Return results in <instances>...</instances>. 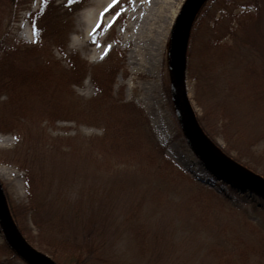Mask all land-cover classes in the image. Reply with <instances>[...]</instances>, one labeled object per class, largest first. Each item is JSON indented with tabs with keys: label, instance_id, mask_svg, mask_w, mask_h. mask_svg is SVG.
Returning a JSON list of instances; mask_svg holds the SVG:
<instances>
[{
	"label": "rangeland",
	"instance_id": "374dc122",
	"mask_svg": "<svg viewBox=\"0 0 264 264\" xmlns=\"http://www.w3.org/2000/svg\"><path fill=\"white\" fill-rule=\"evenodd\" d=\"M43 1L13 0L5 6L0 0V48L10 49L15 66L23 69L43 59L42 51L34 50L38 39L27 18ZM184 1L116 0L104 12L112 0H52L57 7L55 13L69 29L64 33L68 53L77 52L88 64H102L108 52L119 49L121 53L115 55L121 54L123 60L118 64L110 97L113 102L127 103L125 108H137L138 119L150 129L152 138L146 139L145 146L144 139L142 144L136 139L144 154L136 153L134 162L123 157L120 163L110 162L111 168H97L87 160L75 165L67 146L51 150L46 140L39 147L40 138L36 139L40 151L45 148L39 163L41 171H37L41 180L35 198L43 206L33 215L27 212L21 216L27 235L37 234L49 241L52 234L46 235L44 230L38 233L31 219L45 225L51 220L49 227L54 225L52 231L57 237L69 241L90 238L95 264H264V253H257L264 250V196L243 186L232 195L208 182L201 165L194 163L197 157L184 142L175 108L164 93L163 82L173 80L172 26ZM253 1L225 2V19L214 27L226 24L229 30L219 38L203 39V30L213 25L211 18L204 20L196 32V46L190 47L186 58L185 86L197 121L226 155L206 139L225 157L261 178L264 0H255L256 11ZM213 10V17L223 13L218 5ZM238 11H251L257 16L254 26L261 24L263 33L256 32L250 21L238 27ZM207 41L215 45L209 51L205 48ZM50 51L66 64L55 48L50 47ZM6 53L0 52V61ZM72 89L80 101L86 102L96 94L90 74ZM32 99L30 96V102ZM6 100L10 101L8 95L1 93L0 102ZM30 105L28 121H42L51 136L75 135L84 147L101 135L100 129L90 125L61 119L49 123L37 116L40 105L36 100ZM16 133L0 132V149L14 152ZM21 150L18 155L25 153ZM102 155L110 158L106 152ZM11 158L0 150V186L6 208L7 198L27 203L29 194L24 171ZM157 161H162L158 175L153 166ZM71 170L77 175L76 189L69 184ZM75 205L79 207L77 216L72 212ZM88 206L96 210L90 212ZM6 238L0 230V264H23L3 244Z\"/></svg>",
	"mask_w": 264,
	"mask_h": 264
},
{
	"label": "trees",
	"instance_id": "16d2710c",
	"mask_svg": "<svg viewBox=\"0 0 264 264\" xmlns=\"http://www.w3.org/2000/svg\"><path fill=\"white\" fill-rule=\"evenodd\" d=\"M4 5H10L13 0H2ZM227 0H205L195 13L190 24L187 38L185 55H189L190 47L196 46L195 36L198 29L203 25L206 18H211L213 21L212 28H205L202 32L203 39L215 36L221 37L222 34L229 30V27H220L216 29L214 26L217 22L223 21L227 7ZM256 11L257 5L253 1ZM215 5L222 7L223 13L219 17H213V8ZM41 7L34 13L28 15V21L33 27L34 36L38 39V43L34 50L42 51V61L36 62L33 66L22 68L19 64L15 66L10 49L0 48V52H7L6 58L0 61V94H7L10 101L0 102V132L9 133L17 132L16 147L11 149H0L4 151L5 157H12L14 164L24 171L25 184L28 186L29 194L27 203H16L14 200L7 198L8 209L12 220L16 227L28 241L36 249L48 254L58 264H95L93 245L90 238L82 237L68 240L67 238L57 237L49 227L53 221L48 220V225L39 223L34 217L31 222L36 227V231H46V235L52 234L49 241L41 239L40 235H27L24 227V222L21 216L27 212L28 215H33L39 212L43 204L35 202L38 194V185L40 178L37 171H41L39 163L43 160L44 149H39L41 142H47L48 147L59 150L63 146H67L72 162L76 163L90 162V165L100 168L110 167V162L116 160L120 163L121 158L130 157L135 161L138 154H144L139 149V140L142 144L144 139L152 138V132L142 121H139L138 109L131 107L125 108L127 103L114 101L111 99L112 84L118 66L123 60L119 49H112L105 58L101 61L102 64H88L86 60L81 59L77 52L68 53L64 46V33L69 29L65 27L64 20L60 18L59 13H55L57 7L51 1H43ZM231 11V10H230ZM253 11V12H254ZM241 13L237 16L236 24L238 27L245 21H250L253 28L259 34L263 33V27L260 24L258 28L254 26L257 23V16H254L251 11H238ZM234 31V29H232ZM205 48L211 50L215 45L207 41ZM50 47L55 48L64 56L65 65L52 54ZM121 53V52H120ZM113 57V58H111ZM189 57V56H188ZM117 60V61H116ZM187 62V59H186ZM119 64V65H118ZM90 74L92 84L96 90L95 96L88 101H80V97L74 94V86H80L86 75ZM30 75V78H27ZM164 93L169 103H172L174 108L173 97L170 92V87L167 82H163ZM46 91H48L46 93ZM36 100L40 105V110L37 114L39 118L46 119L47 122L55 123V120H65L74 123L75 125L85 124L101 130V135L96 139V142H89L87 146H82L81 143L75 140V135H59L51 136L45 132L41 125L42 121H28L30 116L29 110L32 111L30 103ZM21 102V103H20ZM127 111V112H126ZM94 117V120L92 119ZM110 117L112 118L110 119ZM16 119H22L16 121ZM86 119L88 122H86ZM120 119V120H119ZM144 123V124H143ZM204 134L211 139L216 146L222 148L208 134V131L198 121ZM179 125V123H178ZM145 126V127H144ZM104 136V137H103ZM40 138L39 147L35 144V140ZM48 138V139H47ZM103 138V139H102ZM139 139V140H136ZM64 140V142L62 141ZM97 144V145H96ZM22 149V150H21ZM24 151L23 155H18V151ZM106 152L110 158H105L102 155ZM137 153V155H136ZM225 155L226 153L223 152ZM40 157V160H38ZM150 158V157H146ZM154 162L155 174H160L162 161ZM39 164V167H33L34 164ZM73 165V164H72ZM71 170V188L77 187V175ZM264 178V173L262 174ZM211 183L222 192L238 194V191L229 184L219 181L216 177L209 175ZM143 195L141 194L140 199ZM88 206L87 209H89ZM96 208L91 207L88 211L94 212ZM20 212L22 214L20 215ZM73 215L79 214L78 205L73 206ZM80 239V240H79ZM103 245V241L98 242ZM10 249L9 252L17 256L23 264H30L19 253H17L7 240H4ZM2 244V245H3ZM68 245H75L73 248ZM1 246V244H0ZM4 246V245H3ZM70 249L73 252H68ZM257 253H264V250H257ZM99 260V259H98Z\"/></svg>",
	"mask_w": 264,
	"mask_h": 264
},
{
	"label": "water",
	"instance_id": "95a60500",
	"mask_svg": "<svg viewBox=\"0 0 264 264\" xmlns=\"http://www.w3.org/2000/svg\"><path fill=\"white\" fill-rule=\"evenodd\" d=\"M203 0H186L173 24L171 37L173 45V81L172 95L176 103L178 120L185 130V140L196 155L201 167L231 186L246 187L264 196V181L246 179L234 174L228 168L213 160L202 145V132L194 118L184 86V45L185 37L194 12ZM6 210L4 196L0 187V230H2L14 248L33 264H56L46 254L30 246L14 226ZM9 219H8V217ZM12 222V224L10 223ZM15 227V229H14Z\"/></svg>",
	"mask_w": 264,
	"mask_h": 264
},
{
	"label": "bare ground",
	"instance_id": "6f19581e",
	"mask_svg": "<svg viewBox=\"0 0 264 264\" xmlns=\"http://www.w3.org/2000/svg\"><path fill=\"white\" fill-rule=\"evenodd\" d=\"M153 119L154 118H152V120ZM202 145H203L204 149L206 150V152L208 153V155L213 160H215L218 164L228 168L234 174L239 175V176L246 178V179H257V180H259L258 177H256L252 173L248 172L247 170H245L243 167L239 166L238 164L234 163L232 160L225 157L203 135H202ZM6 214H7V212H6ZM8 219H9V217H8ZM10 223L12 224L11 221H10ZM14 229H15V227H14Z\"/></svg>",
	"mask_w": 264,
	"mask_h": 264
},
{
	"label": "snow or ice",
	"instance_id": "6c2138e0",
	"mask_svg": "<svg viewBox=\"0 0 264 264\" xmlns=\"http://www.w3.org/2000/svg\"><path fill=\"white\" fill-rule=\"evenodd\" d=\"M115 3H116V0H112V3L108 4V6L104 9V12H107L109 8H112L113 4H115Z\"/></svg>",
	"mask_w": 264,
	"mask_h": 264
}]
</instances>
